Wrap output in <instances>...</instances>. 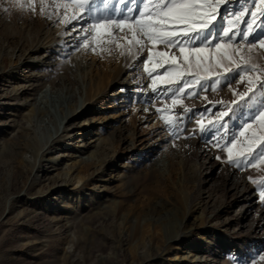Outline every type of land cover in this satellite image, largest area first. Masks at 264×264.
<instances>
[{"label": "rangeland", "instance_id": "374dc122", "mask_svg": "<svg viewBox=\"0 0 264 264\" xmlns=\"http://www.w3.org/2000/svg\"><path fill=\"white\" fill-rule=\"evenodd\" d=\"M56 3L69 5L66 17L61 8L59 17L46 18L54 12L52 1L35 3L33 15L0 0V264H264V210L255 211L247 227L236 228L240 198L233 187V181L246 179L257 207L264 209V189L253 182L264 180V160L238 168L227 151L235 137L231 159L239 160L253 134L264 135V123L251 120L264 103L259 41L217 35L205 44L181 38L189 50L207 48V70L194 66L192 58L185 63L177 46L139 36L142 47L129 44L127 29H100L99 37L88 38L95 50L86 53L67 39L71 29L65 19L80 15L86 28L100 18L133 16L127 9L143 11L144 0L123 5L92 0L84 12L72 0ZM212 3L237 31L251 25L264 35L261 0H230L226 7ZM219 27L228 23L222 19ZM218 41L229 45L232 57L223 59L224 68L235 70L246 61L256 70L241 71L240 78L235 71L225 76L224 68L215 65ZM126 51L133 58L124 65ZM181 72L190 87L174 95ZM190 73L209 78L196 85ZM50 86L68 98L60 114L67 107L81 114L60 131L55 107L45 96ZM249 87L254 92L249 106L231 120L223 117ZM189 90L198 95H187ZM86 91L93 96L85 102ZM165 117L179 128L167 125ZM218 119L225 127L212 129L211 140V132L199 133L197 121L207 126ZM246 121L251 127L245 131ZM209 152L217 165L206 170L203 157Z\"/></svg>", "mask_w": 264, "mask_h": 264}, {"label": "snow or ice", "instance_id": "6c2138e0", "mask_svg": "<svg viewBox=\"0 0 264 264\" xmlns=\"http://www.w3.org/2000/svg\"><path fill=\"white\" fill-rule=\"evenodd\" d=\"M92 0H72V3L76 8H78L81 12H84L90 8ZM120 4H126L128 0H118ZM230 0H217V3H222L225 7ZM264 2V0H261ZM36 0H27V3H21L20 0H14V6L25 11H30L33 15L37 13V8L35 6ZM41 3H44V0H41ZM111 3V0H109ZM152 3V0H144L142 4L143 11L134 10L132 8H128V12H135V15L128 16L125 14L120 19H112L111 17L100 18L96 20L95 23L89 24L86 28L81 27L78 30V35L83 44L87 43L89 36L95 34L99 37L100 29H117L120 32H124L125 29L131 33V39L128 41L129 44L132 45H140L143 46V41L138 39L139 37H143L147 41L152 44L166 43L169 46H177L179 51L183 55V59L185 63L189 62V59L192 58L195 61L194 66L202 67L204 70H207V48L206 47H193L190 50L183 46V43H188L190 39L200 40L203 39L205 44L211 43L212 40H216L217 35L220 36L221 40L227 39L232 41L236 38L242 39L244 41H248L252 44H255L259 41V45L261 48H264V35H257V33L252 29L251 25H249L246 29H241L237 31L233 27H231V23L227 22L226 15H222L223 9H221V13H218L216 10V4L212 3V0H156L155 3H152V8L149 10V4ZM52 4L54 5V12L49 13L46 18H51L53 14H57L59 17L60 9L63 8L64 12L62 13L65 17L67 16V8L68 4H58L56 0H52ZM4 12L8 10L3 9ZM40 15H45V7H40L39 9ZM243 15V13H241ZM249 15L253 18L256 16L255 12H249ZM83 19L80 15H73L71 19H65L66 24L72 23V21H79ZM225 20L228 23V27H219L220 20ZM235 23H239V20H236ZM247 24L248 22L245 21ZM218 31H214L217 29ZM95 30V33L93 32ZM250 36L252 39L250 40ZM181 38H188L181 42ZM80 47V44L77 45V48ZM217 56L215 57V65L220 68H224L223 59L232 60V57L228 54L227 49L229 47L228 44L222 42H216L214 45ZM95 50V49H93ZM161 56H166V53H159ZM243 59V57H241ZM176 57H172L171 61L173 64H176ZM163 67V65H161ZM177 68H181L182 66L176 64ZM256 65H250L246 61L243 65L237 64L236 69L224 68V75L227 76L231 74L233 71L236 72L237 78H240L241 71H250L256 70ZM151 75V72L149 73ZM191 74V73H190ZM164 75H168V69H165ZM193 75V79L196 85H200L202 80L208 79L209 77H202L198 74ZM180 80L176 81L177 83H181V86L176 89L174 95H180L185 93V89H188L189 83L183 80V73H179ZM259 79V78H258ZM153 85L156 83V77L152 78ZM249 85L253 84L251 79L248 80ZM227 87V84H224ZM261 95L264 96V81L260 83ZM155 90V87H154ZM249 93H253V88L249 87L246 92L239 94V100L233 101L232 103L235 105L234 108H230L228 111L222 113L223 117H227L228 120L232 119V116L235 114L237 110L243 111L244 107L249 106V102L252 100V96ZM198 95V93H192L190 90L187 92V95ZM205 99H207L205 97ZM178 101L173 100V103H177ZM223 103V102H220ZM159 110V109H158ZM182 112H193L192 109H182ZM207 111V109H206ZM252 121L260 120L264 123V103H262L260 109L251 116ZM166 124L169 126H173L175 128H179V124L175 120H170L165 117ZM200 124L199 133L201 135L211 132L212 137L215 136V132L212 129H217L225 127V121L218 119L216 121H210L207 126L204 125L202 121H197ZM251 127L247 121L241 125V128L245 131ZM195 134V133H193ZM173 135H176L174 132ZM240 135H244V131L240 132ZM253 140L249 141L248 153H241V159L233 161L232 157V148L235 147V137H233L228 144L231 147H227V151L229 154L230 162L235 163L238 168L241 167H251L256 163L257 160H264V135L260 137H256L255 133L253 134ZM254 146V147H253ZM249 180H252V177H249ZM258 184V187L264 189V180L253 181ZM261 196H264V191L260 193ZM264 259V256L261 257ZM251 264V261L248 262Z\"/></svg>", "mask_w": 264, "mask_h": 264}, {"label": "bare ground", "instance_id": "6f19581e", "mask_svg": "<svg viewBox=\"0 0 264 264\" xmlns=\"http://www.w3.org/2000/svg\"><path fill=\"white\" fill-rule=\"evenodd\" d=\"M6 3L8 2L9 4L13 5L14 6V0H5ZM52 0H44V4H48L50 3ZM21 3H27V0H20ZM36 3H41V0H36ZM19 9V8H18ZM20 11V10H19ZM26 12V11H25ZM40 14V13H39ZM39 16V15H38ZM42 21V19H40ZM64 23V22H63ZM85 21L84 20H80V21H72V23L70 24H66L65 23V26H68L70 29H71V32L70 34H68L67 36V39L70 40L71 43H77V44H81L82 46V50L84 52H88V51H93V45H91V41L87 40V43L86 44H83L81 42V39L78 35V30L81 28V27H84L85 26ZM42 25V24H41ZM55 28V27H54ZM66 28V27H65ZM63 36V35H62ZM65 39V38H64ZM63 41V40H62ZM56 42V41H55ZM53 42V43H55ZM70 43V44H71ZM58 45V44H57ZM65 46V45H64ZM35 54V53H34ZM33 55V54H32ZM132 55L129 51H126L125 54H124V58H123V64L124 65H127L131 59H132ZM24 61V60H23ZM26 61V60H25ZM22 64V63H20ZM19 65V64H18ZM17 65V66H18ZM25 66H30L32 65L31 62H27V63H24ZM19 67V66H18ZM86 68V67H85ZM17 69V68H16ZM15 69V70H16ZM51 87V86H50ZM81 87V86H80ZM85 89V88H83ZM84 91V90H83ZM45 96L47 98L50 99L49 103H51L52 106L55 107V113H54V116H56L58 119V130L60 131L64 124L70 119V118H73L75 120H77L81 114L78 113V114H74L73 112L70 111V108L69 107H65L66 110L63 114H60L58 112V108L59 106L62 105L63 102H66L68 100V98L64 95V94H60L56 91L53 90V88H47L45 90ZM93 96L92 92H85V100L83 98V100L86 102L87 101V98L91 99ZM82 100V101H83ZM83 101V103L81 104L80 107H83L85 102ZM205 155V154H204ZM215 158V154L213 152H209L208 154H206L204 157H203V166L204 168L207 169H213L216 167V162L213 161ZM234 169H230L229 173H232ZM230 175V174H229ZM241 179H238V180H235L233 181V187L235 188V194L238 195V197L240 198V200L238 201L239 202V205L237 206V209H236V213H235V216H237L236 219L239 220V223L237 224V227L236 228H243V227H247V224L245 223V221L255 212H262L263 213V208L258 206V201L256 200V193L253 192L252 190V186L247 182L246 179H244V182L241 184ZM209 182V175H207L204 179H203V183L202 185H207ZM239 185H241V189L239 190ZM231 187V186H230ZM202 188V186H201ZM203 190V189H202ZM264 218V217H263ZM264 220V219H263ZM261 223V222H260ZM253 225L250 226V228H252ZM255 227V226H254ZM247 230V229H246Z\"/></svg>", "mask_w": 264, "mask_h": 264}]
</instances>
